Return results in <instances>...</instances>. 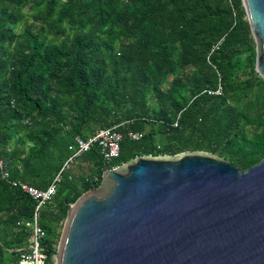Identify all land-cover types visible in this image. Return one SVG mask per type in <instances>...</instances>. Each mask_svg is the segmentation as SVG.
<instances>
[{
  "label": "trees",
  "instance_id": "trees-1",
  "mask_svg": "<svg viewBox=\"0 0 264 264\" xmlns=\"http://www.w3.org/2000/svg\"><path fill=\"white\" fill-rule=\"evenodd\" d=\"M256 64L243 0H0V160L8 171L0 174V264L20 263L31 232L19 223L35 210L13 184L47 189L77 137L108 128L124 135L112 163L95 146L77 159L78 172L63 173L42 211L48 264L71 206L101 186L107 169L188 151L241 169L258 164L264 79ZM130 131L144 137L132 141Z\"/></svg>",
  "mask_w": 264,
  "mask_h": 264
},
{
  "label": "water",
  "instance_id": "water-1",
  "mask_svg": "<svg viewBox=\"0 0 264 264\" xmlns=\"http://www.w3.org/2000/svg\"><path fill=\"white\" fill-rule=\"evenodd\" d=\"M264 79V0H243ZM55 260V261H54ZM52 264H264V159L143 155L71 206Z\"/></svg>",
  "mask_w": 264,
  "mask_h": 264
},
{
  "label": "built area",
  "instance_id": "built-area-1",
  "mask_svg": "<svg viewBox=\"0 0 264 264\" xmlns=\"http://www.w3.org/2000/svg\"><path fill=\"white\" fill-rule=\"evenodd\" d=\"M222 91L223 88L220 87L216 94H221ZM127 137L132 141H139L144 137V133L130 131L127 133ZM123 139L124 135L118 132L116 128L101 129L89 138L77 137L75 143L70 146L71 156L66 160L62 170L47 189H38L22 182H15L13 184L15 187L20 188L23 193L27 194L35 202L33 217L30 220L19 223L20 226L26 227L31 232L28 246L26 249L21 250L22 254L19 264H48V256L43 246L46 232L41 224L42 211L52 202L57 194L63 173L73 170L77 159L92 151L95 146L100 148L105 162L107 164L112 163L120 156ZM0 174L3 179L8 177L6 164L3 160H0Z\"/></svg>",
  "mask_w": 264,
  "mask_h": 264
},
{
  "label": "rangeland",
  "instance_id": "rangeland-1",
  "mask_svg": "<svg viewBox=\"0 0 264 264\" xmlns=\"http://www.w3.org/2000/svg\"><path fill=\"white\" fill-rule=\"evenodd\" d=\"M75 167H76V166H75ZM75 167H74V168H75ZM74 170H75V172H78V167L75 168ZM61 231H62V229H61ZM62 232H63V231H62Z\"/></svg>",
  "mask_w": 264,
  "mask_h": 264
},
{
  "label": "crops",
  "instance_id": "crops-1",
  "mask_svg": "<svg viewBox=\"0 0 264 264\" xmlns=\"http://www.w3.org/2000/svg\"><path fill=\"white\" fill-rule=\"evenodd\" d=\"M12 259V258H11ZM11 259H9V260H11Z\"/></svg>",
  "mask_w": 264,
  "mask_h": 264
}]
</instances>
